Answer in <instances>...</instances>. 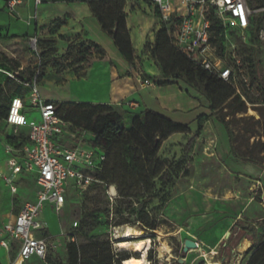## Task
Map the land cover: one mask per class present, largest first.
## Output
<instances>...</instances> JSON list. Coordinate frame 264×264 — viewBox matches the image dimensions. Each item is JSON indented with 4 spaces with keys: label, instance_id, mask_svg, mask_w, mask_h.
I'll return each instance as SVG.
<instances>
[{
    "label": "rangeland",
    "instance_id": "1",
    "mask_svg": "<svg viewBox=\"0 0 264 264\" xmlns=\"http://www.w3.org/2000/svg\"><path fill=\"white\" fill-rule=\"evenodd\" d=\"M10 1L12 0H0V53L20 64L21 68L15 73V77L21 75L27 81L32 73H37L42 60L49 59L48 54L51 51H56V57H62L69 42H63L60 37H76L65 35L76 34L80 27L73 16L75 13L71 12H76L77 8L69 0H45L38 6L35 5V0H16L18 3L11 12L8 8ZM149 5L138 1L140 10L127 12L128 28L133 46L137 50L143 47L146 39L149 40L151 49L153 34L161 28L157 10ZM24 8L27 10L25 18ZM256 13L263 14L264 20V8ZM58 20H65V25L58 28ZM81 23L93 34L87 18ZM226 28L229 37L223 42V56H216L227 67L234 69L235 87L228 83L226 85L234 92V97L238 96L240 100L230 101L227 110L218 109L199 132L197 120L192 122V116L174 121L187 124L191 130L188 135L177 134L168 138L162 143L158 153L172 177L164 191L166 201H155L147 207L149 216L158 222L157 230L153 234L145 233L139 223L113 227L116 217L112 212L118 204L117 193H114L116 189L110 187L109 183L99 181L98 174L92 170L88 172L93 179L88 187L76 188L70 183L65 195L66 202L60 212L57 213L53 207L47 206L43 214V220L49 223L51 232L61 227L65 235L58 240L50 239L52 259H65L66 245L71 242L65 237L69 234L75 235V242L80 246L96 238L109 239L118 252L117 244L120 239L115 237L114 230L125 227L134 228L141 234L140 239L150 240L147 249L149 264H175L179 259L185 260L183 264H245L248 254L243 251L241 243L248 238H241L243 233L240 230L245 229V233L255 237L253 245L264 240V224L257 226L264 223V89L256 78V68L252 64L255 57V62L260 63L257 71L264 80V25L255 42L250 31L234 30L229 25ZM35 36L40 41L50 37L57 40L55 45L46 48L48 50L45 51L47 55L44 58L41 42L36 49L32 46L31 40ZM103 44L106 54L116 62L120 56L113 40L105 36ZM144 54L145 59L137 58L135 64L138 67L139 62H145L147 67L153 68V58L149 52ZM75 63L72 61L66 65L75 67ZM161 63L165 64V61ZM85 65L86 63L84 67ZM141 68L144 69V66L141 65ZM7 77L15 79L14 74ZM145 78L153 80L154 77L146 75ZM181 82L182 89L187 90L188 95L198 97L202 106L208 109L209 104L203 93L197 87ZM15 83L8 96V105L14 96L22 97L26 101L29 98V89L22 83ZM154 83L157 85L156 81ZM39 88L44 96L59 100H69L68 98L76 95L71 88ZM240 102H244L246 111L235 114L241 107ZM110 105L123 115L132 113L125 112L114 104ZM26 116L28 124L39 123L41 120L37 110L27 109ZM219 119L228 124L229 134ZM83 127L84 123L79 127L71 124L69 136L63 139L68 143H76L77 139H91L92 135L84 132ZM21 135H28L27 128L15 131L0 120V175L9 174L7 162L10 155L6 152L8 138ZM21 155L16 154L19 157ZM35 177L34 173L22 174L14 183L17 192L13 193L0 176V229L12 216L17 215L24 203L34 201ZM111 188L115 189L113 195L110 194ZM108 209L111 215L106 217L105 212ZM134 220L135 217H132L131 221ZM236 221H242L236 228L238 235L232 234ZM253 226L255 230L251 229ZM4 239L7 237L3 233L0 242ZM186 240L198 243L201 250L191 249L183 254ZM17 242L13 243L18 244ZM127 253L139 257L132 250ZM6 256H9L11 263L17 257L12 251ZM140 257L142 258L141 255ZM3 260L4 257L0 255V264H3Z\"/></svg>",
    "mask_w": 264,
    "mask_h": 264
},
{
    "label": "trees",
    "instance_id": "2",
    "mask_svg": "<svg viewBox=\"0 0 264 264\" xmlns=\"http://www.w3.org/2000/svg\"><path fill=\"white\" fill-rule=\"evenodd\" d=\"M127 1L80 0V2L88 5L92 17L98 21L102 32L113 40L122 57L133 66L136 53L132 46L126 22L127 14L124 9ZM143 1L151 5L149 0ZM246 2L249 9L254 12L247 31L251 32L252 40L255 42L258 40L259 33L264 25L263 14H255V12H259L264 8V0H246ZM208 19L211 22L210 42L215 47L217 56L221 58L224 50L223 42L228 39L229 32L221 21L213 17L212 13L208 15ZM56 22L58 28L65 25V20H58ZM231 28L238 30L233 27ZM60 39L63 42H69L63 51L62 57H56V51H51L48 54L50 55L49 59L42 60L37 73H32L27 81H24L21 75L15 77V73L19 72L21 68L20 64L15 60L9 59L5 54L0 53L1 121L7 124L11 100L14 97H19L14 96L8 105V96L16 84L15 82L26 85L36 78L40 85L46 76L47 69L50 67L58 72L70 69L79 74L84 70V64L89 61L90 57L93 55H104L101 48L93 42H79L77 37L72 39L60 37ZM39 42L42 45L41 50L44 58L47 55L45 51L48 49L46 48L55 45L57 40L50 37L49 39L38 40ZM144 52H149L159 70V78L161 80L153 78L158 86L184 81L189 85L197 87L203 93L209 104L210 115H201L197 118L198 132L216 114L218 109L227 110L230 106V101L240 100L238 96L234 97V92L227 87L226 82L213 77L195 62L178 52L171 45L163 27L155 33L151 49L149 42L145 43ZM72 61L76 62L75 67L74 65H66ZM161 61H165V64H162ZM252 64L256 68V78L264 89L263 76L257 71L260 63L255 62L254 57ZM10 74H14L13 78L15 79L8 78L7 76ZM54 104L57 107L59 116L67 123L76 125L77 127L84 123V132L92 135V138L83 140V144L95 149L98 154L105 157V160L101 162L98 169L93 170V173L98 174L99 181L109 183L110 187H115L116 189L118 204L112 212L116 217L113 227L139 223L142 225L145 233L153 234L158 228V222L149 216L147 207L155 201H166L164 191L171 183L172 177L170 170L166 168L158 153L164 141L173 135L190 134V127L176 123L162 114L151 111L123 115L121 111H118L110 104ZM240 104L241 107L235 111V114L240 112L245 113L246 106L244 102H240ZM226 114L228 115V113ZM261 116L263 115L261 114ZM219 120L229 134L228 124L223 119ZM11 128L15 131L20 130L14 127ZM27 144L28 135L25 137L21 135L8 138V145L16 150L23 149ZM88 172L86 173L88 174ZM105 214L106 217H109L111 211L108 209ZM132 217H135L133 222L131 221ZM241 222L236 221V227L232 228V234L238 235L236 228ZM263 224L260 223L257 226ZM253 227L251 229L255 230V227ZM241 231L243 233L241 238H248L255 242V237H250L245 233V229H241ZM67 236L71 239L75 238L73 234ZM127 252L129 250L116 252L109 239L99 240L96 238L90 243L81 246L74 240L66 245L64 260L52 259L49 248L46 261L48 264H122L125 260L141 259L140 255L139 257H135ZM247 254L248 259L245 264H264V240L259 244L252 245L248 249Z\"/></svg>",
    "mask_w": 264,
    "mask_h": 264
},
{
    "label": "built area",
    "instance_id": "3",
    "mask_svg": "<svg viewBox=\"0 0 264 264\" xmlns=\"http://www.w3.org/2000/svg\"><path fill=\"white\" fill-rule=\"evenodd\" d=\"M157 10L161 27L171 42V45L189 60L213 77L235 87V71L227 67L216 56V49L210 42V13L223 26L229 25L240 31H247L251 24L252 12L246 0H149ZM18 1L12 0L8 8L12 12ZM43 0H35V5H41ZM176 29V30H175ZM32 46H38V38H32ZM141 87L152 89L153 81L139 74ZM29 89V98L14 97L11 100L7 124L15 129H28V144L21 150L7 147L10 158L7 162L8 176L0 175L17 192L14 183L22 174H35L36 195L32 202H27L15 216L13 221L4 225L7 239L0 246L9 250L10 243L18 241L21 247L15 263L27 264L33 257L40 264L46 261L49 245L45 238H39L37 232L46 228L40 217L47 206L53 207L57 213L66 202L68 186L72 183L76 188H86L92 178L86 172L99 168L105 157L95 149L87 147L83 141L68 143L64 137L69 136L70 123L64 121L58 114L54 102L44 101L40 96L37 79L25 85ZM122 107L123 104H118ZM127 107L133 106L130 103ZM39 111V123L28 124L26 110ZM90 135V134H89ZM21 153L22 155L16 156ZM112 189V188H111ZM114 189V188H113ZM115 190V189H114ZM116 193V190H115ZM117 195V194H116ZM113 201V198L110 199ZM74 241L75 238H69ZM198 247L199 244L197 243Z\"/></svg>",
    "mask_w": 264,
    "mask_h": 264
},
{
    "label": "crops",
    "instance_id": "4",
    "mask_svg": "<svg viewBox=\"0 0 264 264\" xmlns=\"http://www.w3.org/2000/svg\"><path fill=\"white\" fill-rule=\"evenodd\" d=\"M138 1L144 2L143 0H128L126 2L124 9L126 14L128 11L133 13L140 10ZM68 2L77 8L76 12L73 10H71V12L75 13L73 16L76 18V22L80 24V27L76 34H66L65 36L75 35L81 42H93L101 48V50L104 52V55H93L90 57L89 61L84 67V70H82L79 74H76L70 69H65L58 72L51 67L48 68L46 76L40 83L39 87L56 86L57 88H71L75 91L76 95L68 98L69 100H59L55 97H49L47 95L44 96L39 88L40 96L44 101H50L54 103L114 104L116 106H118V104H123L121 108H123V111L125 112L140 113L151 111L162 114L172 121H177L176 119L182 120L185 116H192V122H194L199 116L208 115V109L202 106L200 99L198 97H192L188 95V91L182 89V82L164 86L156 85V87L152 89L141 87L139 82V74H142L144 77L147 75L154 78H159L160 76L158 68L155 65H153V68H151L147 67L145 62H139L140 66L138 67L135 64L137 58L145 59L146 54H144V45L146 42H149V40L146 39L143 47L137 50L133 46V41L130 34L132 46L136 53L133 66H131L122 57L117 49L116 50L120 57H118V60L115 62L106 54L103 49V43L105 41V36L107 35L102 32L98 21L92 17L88 5L80 2V0H69ZM151 8H153L152 5ZM25 17H27V10L24 8V18ZM86 18L90 22L88 25L91 27L93 34L88 31L86 25L81 23ZM154 37L155 34H153L152 42H154ZM141 65L144 66V69L141 68ZM127 103H130L133 106L127 107ZM46 208L40 217V220L46 224V228L37 232V236L39 238H45L49 245L51 242L50 239L58 240L60 237L65 235L61 227H59L58 230L55 229L54 232L50 231L49 223L46 220H43V214L47 210ZM15 216H12L11 220H8L3 224V227L0 229V236H2L4 233V225L9 221H13ZM65 239L69 240L67 235ZM13 242L10 243L11 250H7L3 247L0 249V255L4 257L3 264H12L11 260L8 258L9 256L5 257V255L9 254L10 251H12V253H16L17 255V257L14 258L16 260L13 263H15L18 259L21 243L17 242L18 244H14ZM241 245L243 246V251L247 252L253 244L251 240L245 239L244 243L242 242ZM17 264H19V262ZM27 264H40V261L38 258L33 257Z\"/></svg>",
    "mask_w": 264,
    "mask_h": 264
},
{
    "label": "bare ground",
    "instance_id": "5",
    "mask_svg": "<svg viewBox=\"0 0 264 264\" xmlns=\"http://www.w3.org/2000/svg\"><path fill=\"white\" fill-rule=\"evenodd\" d=\"M114 190L112 189L110 194L113 193ZM115 237L120 239V242L117 244V250H132L135 254L141 255V259H129L123 261L122 264H149L147 259V249L149 246L150 240L140 239L141 234L134 230V228H115L114 230ZM132 239H139V240H132ZM116 245V244H115ZM165 249V248H164ZM200 251V246L198 247ZM168 251V250H167ZM197 251V250H195ZM19 262V261H18ZM208 264H220L219 262H208Z\"/></svg>",
    "mask_w": 264,
    "mask_h": 264
},
{
    "label": "water",
    "instance_id": "6",
    "mask_svg": "<svg viewBox=\"0 0 264 264\" xmlns=\"http://www.w3.org/2000/svg\"><path fill=\"white\" fill-rule=\"evenodd\" d=\"M227 236L229 237L230 233H228ZM191 249L197 250L198 249L197 243L192 241V240H186L184 242L183 254H187ZM178 262H179V264H183L185 262V260L179 259Z\"/></svg>",
    "mask_w": 264,
    "mask_h": 264
}]
</instances>
